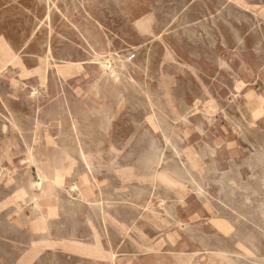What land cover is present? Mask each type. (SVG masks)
Masks as SVG:
<instances>
[{"label": "rangeland", "instance_id": "1", "mask_svg": "<svg viewBox=\"0 0 264 264\" xmlns=\"http://www.w3.org/2000/svg\"><path fill=\"white\" fill-rule=\"evenodd\" d=\"M87 1L0 0V41L20 58L0 75V149L33 147L37 134L63 149L51 161L52 168L72 166L63 195L73 219L65 224L84 234L82 242L98 238L104 253L96 259L90 244H78L93 259L72 264H180L182 251L184 264H264V0ZM149 21L152 35L139 28ZM97 39L107 44L100 62L119 74V99L110 95V70L101 78L91 48ZM67 65L73 70L57 69ZM68 110L95 172L80 159ZM153 146L161 159L156 174L146 162ZM190 153L197 165L186 161ZM16 158L13 174L23 172L32 186L37 166ZM11 159L0 154L1 162ZM179 169L177 187L157 178ZM83 175L93 183L90 203L70 189ZM150 209L169 225L157 229ZM217 220L230 231L218 232Z\"/></svg>", "mask_w": 264, "mask_h": 264}, {"label": "crops", "instance_id": "2", "mask_svg": "<svg viewBox=\"0 0 264 264\" xmlns=\"http://www.w3.org/2000/svg\"><path fill=\"white\" fill-rule=\"evenodd\" d=\"M24 150L0 149L1 156L8 153L13 158L0 161V264H72L78 258L93 259L80 253L79 249L83 248L77 246L91 244L79 240V236L84 234L74 230L68 222L65 224V221L73 219L69 212L70 204L63 195V189L67 190L66 177L62 188H51V192L34 204L33 192H42L32 189L28 177L24 181L23 172L21 175L20 172L13 174L11 169L16 165V157L17 164L24 166L21 163L26 157ZM43 189L47 191L48 184ZM91 234L88 228L85 236Z\"/></svg>", "mask_w": 264, "mask_h": 264}, {"label": "bare ground", "instance_id": "3", "mask_svg": "<svg viewBox=\"0 0 264 264\" xmlns=\"http://www.w3.org/2000/svg\"><path fill=\"white\" fill-rule=\"evenodd\" d=\"M87 1V0H86ZM247 2H248V0H246ZM88 2V1H87ZM246 2V3H247ZM64 3V2H63ZM73 3V2H72ZM249 3V2H248ZM75 5V4H74ZM73 5V6H74ZM92 5V4H91ZM68 6V5H67ZM90 6V5H89ZM89 6H88V8H89ZM93 6V5H92ZM247 6H248V4H247ZM67 9V8H66ZM76 9V8H75ZM68 10V12H69V8L67 9ZM90 10V9H89ZM46 11V10H45ZM79 11V10H78ZM31 12V11H30ZM29 12V13H30ZM60 12V11H59ZM64 16V15H63ZM256 16V15H255ZM65 19H66V17H64ZM214 18V17H213ZM37 20V19H36ZM103 20H104V17H103ZM215 20V19H214ZM221 20V19H220ZM142 21L143 20H141V24H142ZM26 23V22H25ZM35 23V22H34ZM105 24V23H104ZM141 24H139V25H141ZM151 24H152V22L151 21H149V22H147V23H144L143 25H141L139 28L142 30V33L143 32H145V33H147V32H149V34H150V29H151ZM172 25V24H171ZM192 25V24H191ZM17 26V25H16ZM19 26V25H18ZM94 27H96V26H94ZM93 27V28H94ZM78 28V27H77ZM197 28V27H196ZM106 30V29H105ZM206 30V29H205ZM78 31V30H77ZM108 32H110V31H108ZM33 33V32H32ZM31 33V31H30V34H32ZM23 34V33H22ZM64 34V33H63ZM148 34V33H147ZM145 35V34H144ZM150 35H152V34H150ZM21 36V35H20ZM23 36V35H22ZM32 37V36H31ZM115 37H118V36H115ZM153 37V36H152ZM161 37V36H160ZM159 37V38H160ZM33 38V37H32ZM57 38V37H56ZM56 38H54V39H56ZM162 38V37H161ZM36 39V38H35ZM66 39V38H65ZM78 39V38H77ZM113 40V39H112ZM35 41V40H34ZM43 42H45V41H43ZM113 42V41H112ZM239 42V41H238ZM240 43V42H239ZM10 44V43H9ZM31 44V43H30ZM45 44V43H44ZM106 42L103 40V39H97V42H96V46H97V48H95V47H93V46H91V48H92V51H93V53H94V55H95V57L96 58H98V59H96L97 61H98V63H99V69H100V71H101V78L103 77V76H105V75H107L108 73H107V70H110V74H108V76L109 77H111L112 78V82H113V84H112V86H111V89H110V95H111V97L113 98V99H119V97H121L122 96V92H124L123 90L121 91L120 89H119V86H118V82H119V74L118 73H116V72H114L113 71V69H112V67H108L107 66V63H106V61L105 62H100V60L99 59H101V58H99V57H101L102 55H104V54H107L106 52H105V50H106ZM57 46H59V45H57ZM63 46V45H62ZM260 46V45H259ZM12 47V46H11ZM37 47H40V45L39 46H37ZM45 47V46H44ZM67 47V46H66ZM72 47V46H71ZM76 47V46H75ZM81 47V46H80ZM43 49V48H42ZM76 49V48H75ZM50 50V49H49ZM67 50V49H66ZM71 50H72V48H71ZM59 51V50H58ZM63 51V50H62ZM73 51V50H72ZM77 51H78V49H77ZM85 51V50H84ZM87 51V50H86ZM85 51V52H86ZM91 51V50H90ZM55 52H57V51H55ZM64 52H66V51H64ZM69 52V51H68ZM149 52H150V50H149ZM21 53V52H20ZM41 53H42V51H41ZM77 53V52H76ZM88 53H89V51H88ZM60 55V54H59ZM63 55V54H62ZM128 55H129V53H128ZM132 55V54H131ZM146 55V54H145ZM152 55V54H151ZM149 56V55H148ZM0 61H1V63H2V65L0 66V75H2V72H4V71H6V70H8L9 69V67H11V66H16V65H20V58H19V56H18V54H16V53H14L13 51H12V49L6 44V42H4V41H0ZM68 57V56H67ZM78 57V56H77ZM87 57V56H86ZM119 57V56H118ZM62 58V57H61ZM60 58V59H61ZM64 58V57H63ZM66 58V57H65ZM67 59V58H66ZM63 60V59H62ZM49 61V60H48ZM117 61V60H116ZM64 62V61H63ZM49 63V62H48ZM94 63V62H93ZM220 64V63H219ZM51 65V64H50ZM123 67V66H122ZM48 69V68H47ZM58 70L59 69H65V70H73V66L72 65H67V66H65V67H59V68H57ZM147 71V70H146ZM160 72H161V70H160ZM146 76V75H145ZM163 76V75H162ZM260 77H261V75H260ZM234 80V79H233ZM60 82H61V80H59ZM57 83V82H56ZM233 83V82H232ZM234 84V83H233ZM11 85V84H10ZM58 85V84H57ZM263 87V86H262ZM146 88V87H145ZM259 88V87H258ZM261 88V87H260ZM259 90V89H258ZM161 91V90H160ZM76 95V94H75ZM98 97V96H97ZM263 98V97H262ZM122 99V98H121ZM264 99V98H263ZM197 100V99H196ZM231 101V100H230ZM200 102V101H199ZM232 102V101H231ZM181 103V102H180ZM250 105H251V103H250ZM202 106V105H201ZM229 107V106H228ZM263 108V107H262ZM38 109H40V107H38ZM223 109V108H222ZM222 109H221V111H222ZM261 109V108H260ZM230 110V109H229ZM251 110V109H250ZM69 111V110H68ZM188 111V110H187ZM196 111V110H195ZM224 112V111H223ZM234 113V112H233ZM256 115V114H255ZM12 116V115H11ZM155 116V115H154ZM69 117L72 119L71 120V122H72V124H71V127H72V130L71 131H74V133H75V136H74V138H75V140L76 141H78L77 142V149H78V152H79V155H80V159H82V162H83V164H84V168L87 170V171H89L90 173H91V171H93L92 169H93V165H92V163H91V161L89 160V158H88V155H87V153H86V151H85V147L83 146L84 144H82V140L81 141H79V139H80V137L79 136H81L80 135V133L78 132V129H77V121L75 120V117L73 116V113L72 112H70L69 111ZM161 117V116H160ZM233 117H235V116H233ZM228 118V117H227ZM231 118H232V116H231ZM77 119V118H76ZM81 119V118H80ZM80 119H79V121H80ZM235 119V118H234ZM38 126L42 123V121H40V118H38ZM67 120H68V118H67ZM82 120V119H81ZM228 120V119H227ZM234 121V120H233ZM237 121V120H236ZM235 121V122H236ZM229 122V121H228ZM238 122V121H237ZM240 122V121H239ZM155 124L159 129L161 128V130H162V134H163V136H164V138H165V140L167 141V143L168 142H170L171 141V139L168 137V134H169V130L166 128H162V121L160 122V120L158 121V120H156L155 118L152 120V122H151V124ZM229 123H231V122H229ZM233 123V122H232ZM152 124V125H153ZM36 125V126H37ZM232 125V124H231ZM241 125V124H240ZM243 125V124H242ZM184 126V125H183ZM15 127V126H14ZM236 127V126H235ZM238 127V126H237ZM17 128V127H16ZM21 128V127H20ZM40 128H42V127H40ZM40 128H38L37 130H39ZM155 128V127H154ZM171 128V127H170ZM177 128H179V127H177ZM241 128V127H240ZM155 129H157V128H155ZM175 129V128H174ZM243 129V128H242ZM248 129V128H247ZM25 130V129H24ZM149 131V130H148ZM23 132V131H22ZM37 132V131H36ZM52 132V131H51ZM145 132V131H144ZM143 132V133H144ZM179 132V131H178ZM39 133V132H38ZM47 133V132H46ZM151 134V133H150ZM172 134H173V132H172ZM71 135V134H70ZM146 135V134H145ZM148 135V134H147ZM242 135H243V133H242ZM142 136H144V135H142ZM149 136V135H148ZM153 137V136H152ZM151 138V137H150ZM73 140V139H72ZM144 140V139H143ZM151 140V139H150ZM74 141V140H73ZM146 141V140H145ZM153 141V140H152ZM166 141H165V143H166ZM244 141V140H243ZM83 142H84V140H83ZM98 142V141H97ZM147 142V141H146ZM72 143V142H71ZM90 143H94V142H90ZM98 143H100V142H98ZM11 144V143H10ZM53 144H56L55 142H53ZM87 144V143H86ZM89 144V143H88ZM87 144V145H88ZM153 144V143H152ZM157 144V143H156ZM248 144V143H247ZM12 145V144H11ZM57 145V144H56ZM93 145V144H92ZM99 145V144H98ZM158 146H159V144H157ZM251 145V144H250ZM10 146V145H9ZM89 146H91V144L89 145ZM89 146H87V148L89 147ZM94 146H95V144H94ZM167 146V145H166ZM252 146V145H251ZM149 147V146H148ZM157 147V146H156ZM171 147H172V145H171ZM12 148V147H11ZM87 148H86V150H87ZM91 149H92V147H90ZM158 149L157 150H161V149H159V147H157ZM10 149V147L8 148V150ZM65 149V148H64ZM96 149H98V148H96ZM101 149V148H100ZM151 150V153H148V154H150L149 155V157L147 158V160H146V162H147V166H148V168L150 169V171L152 172V173H155V172H157L156 171V168L157 167H159V164L161 163V159H160V157L157 155V152H159V151H157L156 152V149H155V147L153 146V147H151L150 148ZM173 149L176 151V153H177V155H180V153H179V151H178V149H176L175 148V145H174V147H173ZM252 149H254L253 147H252ZM262 148H260V150H261ZM15 150H17V149H15ZM63 150V149H62ZM61 149L59 150V149H57L56 147H54L53 146V148H51L50 147V145L49 146H46L44 143H43V138H42V136H40V135H36V138L34 139V145H33V147H27L24 151L26 152V157H27V160H28V162L30 163V165H35V166H37V168H38V179L39 180H37L36 182H34L33 184H32V189H36V188H38L41 192H42V194H37L36 192H33V194H32V201L34 202V204H37L38 203V201L40 200V198H42V196H46V194L47 193H49V192H51V188H53V187H55V186H57V187H63V185H62V180L65 178V176L67 175V172H66V170H68V169H70L72 166L69 164V166H71V167H69V166H67V165H65L64 164V161L62 162V164H59V165H57L56 167H54V168H52V165H53V163H52V157H54V156H56L55 154L58 152V151H62ZM90 150V149H89ZM99 150V149H98ZM114 150V149H113ZM112 150V151H113ZM144 150V149H143ZM262 151V150H261ZM75 152V151H74ZM142 152V151H141ZM161 152V151H160ZM63 153V152H62ZM113 153V152H112ZM262 153V152H261ZM6 154H8V153H6ZM65 154V153H64ZM75 154V153H74ZM132 154V153H131ZM145 155V154H144ZM162 155V154H161ZM187 155H190V158L187 156ZM165 156V155H164ZM164 156H163V158H164ZM183 156V155H182ZM146 157V156H145ZM194 157H195V155L194 154H186V161L187 162H190V165H197L196 164V162H195V160H194ZM55 158V157H54ZM139 160V159H138ZM143 160V159H142ZM168 160V159H167ZM56 161V160H55ZM65 161H69V160H65ZM115 161V160H114ZM114 161H113V163H114ZM164 162V161H163ZM162 162V163H163ZM113 163H111V164H113ZM117 163H118V161H117ZM120 163V162H119ZM165 163H167V162H164V164ZM182 163V162H181ZM100 164H102V163H100ZM122 163H120V165H121ZM128 164V163H127ZM163 164V165H164ZM168 164V163H167ZM178 164V163H177ZM106 165V164H105ZM113 165H115V164H113ZM144 165H145V163H144ZM99 166V165H98ZM125 166V165H124ZM177 166V165H176ZM101 167V166H100ZM103 167H104V165H103ZM103 167H101V168H103ZM109 167V166H108ZM165 167H167V165L165 166ZM101 168H98V170L97 171H99ZM106 168H107V166H106ZM105 168V170H109V169H106ZM128 168L129 167H127V170H128ZM130 168H132V167H130ZM137 168V167H136ZM147 168V169H148ZM161 168V167H160ZM16 169V168H15ZM82 169H83V167H82ZM164 169V168H163ZM101 170H104V168L103 169H101ZM111 170V169H110ZM110 170L107 172V173H109L110 172ZM123 170V169H122ZM182 170V169H181ZM125 171V170H124ZM141 171V170H140ZM144 171H146V170H144ZM166 171V170H165ZM93 172H95V171H93ZM112 172V171H111ZM110 172V173H111ZM135 172V171H134ZM147 172H149V171H147ZM168 172H169V170H168ZM110 173L108 174V175H110ZM121 172H119V174H120ZM124 173H126V172H124ZM128 173H131L130 172V169H129V171H128ZM143 173V172H142ZM166 173V172H165ZM183 173V172H182ZM185 173V172H184ZM132 174V173H131ZM134 174V173H133ZM139 174V173H138ZM156 174V173H155ZM113 175V174H112ZM117 175V174H116ZM122 175V174H121ZM124 175V174H123ZM122 175V176H123ZM114 176V175H113ZM125 176V175H124ZM130 176V175H129ZM128 176V177H129ZM71 177V176H70ZM110 177H112V176H110ZM115 177V176H114ZM127 177V176H126ZM133 177V176H132ZM131 176H130V179L132 178ZM149 177V176H148ZM24 178V177H23ZM136 178V177H135ZM140 178V177H139ZM157 178H158V180L161 182V183H163V184H165L166 186H168V187H177V186H179L180 184H179V182H180V180H184L183 179V177H182V175H181V171H180V169L179 170H173V172L172 173H170V174H168V173H166V174H159L158 173V175H157ZM182 178V179H181ZM33 179V178H32ZM129 179V178H128ZM138 179V178H137ZM144 179V178H143ZM142 179V180H143ZM153 179V178H152ZM145 180V179H144ZM143 180V181H144ZM157 180V181H158ZM24 181H26V179H24ZM222 182V181H221ZM24 183V182H23ZM20 184V183H19ZM45 184H48V186H49V189H47V191H45L44 189H43V187H44V185ZM91 184H93V183H91V181L89 182V179H88V177L87 176H81L80 177V179L79 180H77L76 181V183L75 184H73L72 186H71V192H76V193H78L79 194V196H80V198H81V200L83 201V202H87V203H90V201H89V199H88V197H89V195H94V192H93V186L91 185ZM182 184V183H181ZM222 184V183H221ZM233 184V183H232ZM26 185V184H25ZM92 187H91V186ZM27 186V185H26ZM87 186V187H86ZM218 186V185H217ZM220 186V185H219ZM145 188L147 187V186H144ZM183 187V186H182ZM25 188V187H24ZM144 188V190H147V189H145ZM150 188H151V185H150ZM222 188V187H221ZM234 188H235V186H234ZM102 189H104V188H102ZM141 189H142V187H141ZM178 189V188H177ZM208 189H209V187H208ZM63 190H65V189H63ZM149 190V189H148ZM147 190V191H148ZM152 190V189H151ZM150 190V191H151ZM154 190V189H153ZM156 190V189H155ZM158 190V189H157ZM161 190V189H160ZM102 191V190H101ZM141 191H143V190H141ZM150 191H148L149 193H150ZM193 191H194V189H193ZM145 193H146V191H144ZM143 192V193H144ZM147 192V193H148ZM156 192V191H155ZM162 192V191H161ZM160 192V193H161ZM63 193H64V191H63ZM103 193V192H102ZM137 193V192H136ZM147 193L145 194V195H147ZM152 193V192H151ZM150 193V194H151ZM159 193V192H158ZM198 193V192H197ZM199 193H200V191H199ZM69 194V193H68ZM73 194V193H72ZM139 194V193H138ZM137 194V195H138ZM142 194V193H141ZM25 195H26V193H25ZM58 195H60L59 193H58ZM155 195V194H154ZM157 195V194H156ZM135 196V195H134ZM139 196L141 197L142 195H140L139 194ZM153 196V195H152ZM158 196V195H157ZM160 196V195H159ZM165 196H166V194H165ZM168 196V195H167ZM169 196H170V193H169ZM104 197H105V194H104ZM135 197H137V196H135ZM144 197V196H143ZM148 197V196H147ZM150 197V196H149ZM161 197V196H160ZM199 197H200V195H199ZM108 198V197H107ZM109 198H111V197H109ZM142 198V197H141ZM58 199H59V197H58ZM63 199V198H62ZM112 199V198H111ZM144 199H146V198H144ZM149 199V198H148ZM170 199H171V197H170ZM173 199H175V198H173ZM260 199V198H259ZM47 200H49V199H47ZM77 200H80V199H77ZM176 200V199H175ZM42 201V200H41ZM56 201V200H55ZM72 201V200H71ZM81 201V202H82ZM110 201H113V200H110ZM147 201V200H146ZM177 201L179 202V200L177 199ZM52 202V201H51ZM105 202H107V201H105ZM115 202H117V201H115ZM114 202V203H115ZM56 203V202H55ZM79 203V202H78ZM92 203H93V201H92ZM113 203V202H112ZM183 203V202H182ZM71 204V203H70ZM74 204H75V201H74ZM94 204H96V203H94ZM146 204V203H145ZM165 204V203H164ZM176 204V203H175ZM174 204V205H175ZM76 205V204H75ZM78 205V204H77ZM98 205H100L101 207H102V203L101 202H98ZM150 205V204H149ZM172 205V204H171ZM167 206V205H166ZM173 206V205H172ZM171 206V207H172ZM39 207V206H38ZM52 207V206H51ZM143 207V206H142ZM145 207H146V205H145ZM64 208V207H63ZM70 208V207H69ZM39 209H41V208H39ZM71 209V208H70ZM147 209H149L148 207H147ZM76 210H78V209H76ZM171 210V209H170ZM75 211V210H74ZM73 211V212H74ZM102 211V210H101ZM150 212H152V214L155 216V222H154V224H155V226L157 227V229H159V230H161V229H163L164 227H167L169 224H167V221H165L164 220V217H163V215H162V212L159 210V212L156 210V212H153L151 209L149 210ZM173 211V210H172ZM70 212V211H69ZM75 212H77V211H75ZM74 212V213H75ZM165 214H168L169 212L165 209L164 211H163ZM64 213H66V212H64ZM64 213H62V214H64ZM71 213V212H70ZM73 213V214H74ZM173 213V212H172ZM105 214V213H104ZM148 214V213H147ZM174 214V213H173ZM89 215V214H88ZM93 215V214H92ZM172 215V214H171ZM74 216V215H73ZM94 216V215H93ZM98 216H99V214H98ZM66 217V216H65ZM72 217V216H71ZM70 217V218H71ZM90 217V216H89ZM101 218H102V216H100ZM100 217H99V219H98V221L100 220ZM88 218V217H87ZM87 218H86V220H87ZM177 218V217H176ZM61 219V218H60ZM94 219V218H93ZM97 219V218H96ZM171 219H173V218H171ZM91 220V219H90ZM174 220H176L175 218H174ZM97 221V220H96ZM95 221V222H96ZM97 221V222H98ZM140 221H142V220H140ZM139 221V222H140ZM26 222V221H25ZM90 222V221H89ZM94 222V221H93ZM135 222V221H134ZM229 223V222H228ZM48 224V223H47ZM92 224V223H91ZM133 224V223H132ZM177 224V223H176ZM231 224V223H230ZM134 226V225H133ZM136 226V225H135ZM177 226V225H176ZM60 227V226H59ZM137 227V226H136ZM174 227V226H173ZM61 228V227H60ZM214 228L218 231V232H224V233H226V232H229L230 230H229V225L225 222V221H223V220H217V221H214ZM132 229V228H131ZM60 230V229H59ZM131 231V230H130ZM165 231V230H164ZM170 231V230H169ZM47 232V231H46ZM198 232V231H197ZM231 233V232H230ZM191 234V233H190ZM198 234H199V232H198ZM197 234V235H198ZM226 235V234H225ZM161 236V235H160ZM174 236V235H173ZM195 236V235H194ZM101 237V236H100ZM104 237V236H103ZM202 237V236H201ZM201 237L199 236V238H200V240H201ZM168 238V237H167ZM198 238V239H199ZM94 243H92V244H90L89 246L90 247H88V251H90L91 252V254H92V257H94V258H96V259H98V258H104V253H103V250H102V248H101V244H100V240H98V238H95L94 237ZM101 239V238H100ZM104 239V238H103ZM214 239H216L215 237H214ZM219 239V238H218ZM207 240H208V238H207ZM213 240V239H212ZM92 242H93V240H91ZM202 241H203V243L202 244H204V241H205V239L203 240L202 239ZM144 242V241H143ZM219 242V241H218ZM139 243V242H138ZM146 243V242H145ZM172 243V242H171ZM173 244V243H172ZM221 244V243H220ZM100 245V246H99ZM143 245V244H142ZM240 245V244H239ZM132 246V245H131ZM228 246H230V244L228 245ZM231 247V246H230ZM207 248H209V247H207ZM232 248V247H231ZM136 249V248H135ZM146 249V248H145ZM212 249V248H211ZM238 249H239V246H238ZM240 249H243L242 248V246H241V248ZM210 250V249H209ZM137 251V250H136ZM194 251H195V249H194ZM213 251V250H212ZM245 251H247L246 249H244V252ZM138 252V251H137ZM137 252H136V254H137ZM233 252V251H232ZM247 252H249V251H247ZM117 253V252H116ZM216 253V252H215ZM219 253H220V251H219ZM223 253H225V252H223ZM109 254V253H108ZM182 258L181 259H177V261L180 263V264H184L185 263V260H184V254H185V252L184 251H182ZM221 254V253H220ZM248 254H252V253H248ZM253 255V254H252ZM115 256H117V255H115ZM140 256V255H139ZM219 256V255H218ZM236 256V255H235ZM238 256V255H237ZM137 257V256H136ZM195 257V256H194ZM223 258V257H222ZM119 259V258H118ZM225 259H227V258H225ZM228 260V259H227ZM149 261V260H148ZM187 262H189L188 260H187ZM228 263H229V260H228ZM227 263V264H228ZM130 264H132V263H130ZM157 264H159V263H157Z\"/></svg>", "mask_w": 264, "mask_h": 264}]
</instances>
